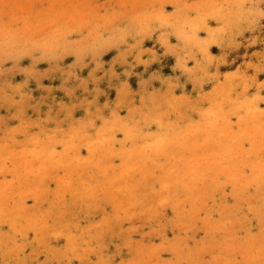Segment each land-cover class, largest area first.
Instances as JSON below:
<instances>
[{"label": "bare ground", "instance_id": "1", "mask_svg": "<svg viewBox=\"0 0 264 264\" xmlns=\"http://www.w3.org/2000/svg\"><path fill=\"white\" fill-rule=\"evenodd\" d=\"M77 1L82 2L68 0L66 9ZM204 6L202 14H216L198 19L176 9L164 15L157 0H142L143 14L131 18L137 19L135 27L133 20L132 29L111 24L108 32L118 41L113 45L117 56L131 64L126 49L131 38L143 54L164 44L182 59L183 53L188 54L183 74L193 70L205 75L214 61L207 44L216 29L228 22L226 13L232 11L233 27L240 14V21L247 16L250 27L260 15L251 0H218ZM253 13L257 16L250 17ZM68 23L31 36V43L5 37L0 43V66L16 71L35 60L50 59L48 53L55 55L59 47L70 55L80 51V44H94V38L84 40L77 31L68 33L79 28ZM204 23L205 29L200 27ZM143 24L148 27L146 35ZM238 31L232 28L229 36H237ZM92 32L101 37L99 31ZM108 40L114 44L111 37ZM180 58L175 62L182 63ZM234 74L216 77L196 97L199 103L185 113L184 121L182 116L181 121L162 125L149 109H142L140 120L132 121L87 108L48 130V120L41 121L44 129L40 130L28 123L36 97H23L21 103L6 100L19 84L1 92L0 102L18 107L21 115L14 127L0 134V180L15 181L0 188V264H264V85L263 90L258 86L255 94L250 93L246 76ZM171 101L174 98L167 95L163 100ZM59 144L63 156L57 151ZM8 162L14 164L7 166ZM44 162L67 175L58 184L63 189H56L63 191L58 202L42 203L41 185L39 192L29 190L36 180L26 170L41 174L38 164ZM21 186L32 197L19 196ZM11 238L17 242L5 245ZM32 253L38 256L33 263L27 261ZM193 253L199 258L194 259Z\"/></svg>", "mask_w": 264, "mask_h": 264}, {"label": "rangeland", "instance_id": "2", "mask_svg": "<svg viewBox=\"0 0 264 264\" xmlns=\"http://www.w3.org/2000/svg\"><path fill=\"white\" fill-rule=\"evenodd\" d=\"M4 1L0 0V2ZM67 1L7 0L4 4L0 5V35L4 34L3 38H0V43L3 42L5 37H18V40L31 43V36L33 38L38 37L44 31L45 33L51 32L56 26L69 25L68 22L73 25H78L80 28H77L79 30H73L72 28V32L68 33L74 35L78 32L84 40L87 37L89 39L94 38V40L96 39L95 42L97 41L93 45L86 44L84 46L85 43L83 45L80 44V51H72V55L71 53L69 55L68 52L64 54V51H60L62 48L59 47L58 53H55V55H53L54 52L48 53L52 55V57H49L50 59L35 60L29 66L23 67L20 70L15 71L7 65L0 66V93L5 92L11 86L19 84L15 90L16 92L9 93L6 100H15L21 103L20 101L24 100L23 97L28 98V100L36 97L37 102L28 112V123H35L34 125L40 130L44 129L39 125L41 121L48 120L46 121V126H49L47 128L48 130L51 125L54 127L60 126L65 117H68V119L75 118L78 114H81V111L87 108H99L102 110L101 115L103 116L108 113L110 115L114 113L113 115L116 117L132 121L136 119L139 121L141 110L149 109L160 119L158 120L160 122L159 125L177 118L181 121L180 117L182 116V121H184L185 113L195 108L199 103L196 97L203 95L206 87L214 83L216 77L220 78L226 74L233 75L235 71L237 73L234 75L238 76L242 74L239 77L245 78L243 77L245 75L247 78L245 79L249 80L247 87H249L250 93L255 94L256 87L258 86H261V89L264 87H262L264 85V60L262 61L264 58V0H251V5L255 10L257 8L256 11L259 12V18H261H258L251 27L248 25L249 21L247 20V16H245L246 19L244 18L242 20L244 23L240 21L242 14L240 16L238 15V18H240L238 21L240 23L236 21L233 27L232 11L226 13L229 14L226 17L228 18V22L216 29L217 32L212 34L213 37L210 38L207 44L210 45L208 47L210 54L214 56V61L209 65L205 75L193 70L183 74L181 67L187 64L185 61H189L188 54L183 53L185 55L182 59L180 58L181 54L178 56L174 55L176 51L173 48L171 49L170 46H164V44H158L148 49V54H143L138 53L139 49L135 47L136 43L131 38V41H127L129 45L126 48L128 57L132 60V62H129L131 64L128 65V62H125L120 55L117 56L118 52L113 47L118 41L112 38L113 35L110 36L108 31L112 29V25L114 26V24L118 27H130V24L133 22L132 27H135L137 25V19L134 20V18H131L140 17L143 14H140L142 0H82V2L77 1L73 8L71 9L70 7L69 10L66 9L68 5ZM217 1L157 0V3L160 4L162 9H165L163 12L165 13L164 15H169L173 10L180 9L187 11L189 16L200 19L201 17L197 16L204 14L201 13L205 7L204 5L215 4ZM257 2L259 6H256ZM90 9L91 11L89 12ZM221 11L225 13L224 7H222ZM211 14L216 13H206L204 16L206 17ZM220 14L222 15V13ZM171 16H168V18ZM253 16H257V13H253L250 17ZM104 17L108 18L110 24L107 23V25L111 26L110 28L104 25V23L106 24L104 22L106 18ZM230 20L231 22H229ZM30 23L34 24L30 25ZM246 25L247 29L245 27ZM142 26V28L140 27L141 30L146 32L147 26L145 24ZM49 27L54 28L50 30L48 29ZM104 27L109 29L105 31ZM200 27L207 28V23L201 24ZM232 28H238L241 33L237 34V36L235 35L236 37L229 36L231 35ZM101 29L104 31L102 32ZM130 29L132 28L130 27ZM93 30L99 31V37H101L98 38L97 32L93 33ZM147 33L148 31L143 34L146 35ZM143 34L140 33L139 35L144 36ZM110 37L114 44L111 42L112 44L110 45V41L108 40ZM103 38L104 40L101 41ZM126 38L129 39L130 34ZM224 41H226L225 48L221 49ZM234 42L235 44H233ZM106 45L108 46L106 47ZM85 47L88 49L84 50L83 48ZM92 48L95 50L91 51ZM224 49L225 51L221 52ZM139 56L141 57L139 58ZM176 57L180 58L182 63H176ZM14 61L16 62L17 59L15 58L11 62H8V65ZM248 63L251 65L249 66ZM249 67L253 68V70ZM248 75H250L249 78L247 77ZM252 79H256V81H252ZM261 93L264 96V90ZM166 95L167 98L173 97L174 101L163 102ZM159 101L163 104L157 105ZM20 115L21 113L18 107L4 106L0 102V134L5 133L8 127H14L20 119ZM2 125L7 126L2 127ZM166 134L165 136H167ZM57 151L62 156L65 154L60 144L57 147ZM12 164L14 163L8 162L7 166H11ZM38 165L43 170L41 174L37 175L35 170L32 169L26 170L28 172L27 175L36 180L31 182L32 186L29 190H38L39 192L41 191L39 185H41L43 186V191L41 192L44 196L42 203L46 201L58 202L63 196V191L57 192L56 189H63L58 184L64 181L67 175L63 170L56 172L46 162L43 164L39 163ZM92 172L97 174L96 172L98 171L94 170ZM19 176L22 178L24 175L20 172ZM7 183L13 186L15 181L11 177L0 180V188H6ZM26 189L21 186V189L18 191L19 196L23 198L32 197L26 196L28 193ZM38 200H40V197L37 198ZM203 211L201 210L200 213ZM1 230L2 228L0 227ZM16 239L11 238L10 242H7L5 245H14L17 242ZM206 243L211 244V241L207 240ZM193 254L194 259L199 258L198 253ZM36 258H38L37 253H32L27 257V261L33 263V260H36Z\"/></svg>", "mask_w": 264, "mask_h": 264}]
</instances>
